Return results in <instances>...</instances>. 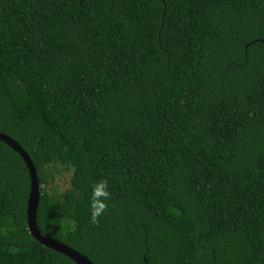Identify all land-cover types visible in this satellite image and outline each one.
<instances>
[{
    "label": "trees",
    "instance_id": "trees-1",
    "mask_svg": "<svg viewBox=\"0 0 264 264\" xmlns=\"http://www.w3.org/2000/svg\"><path fill=\"white\" fill-rule=\"evenodd\" d=\"M0 132L94 264H264V0H0ZM30 186L0 140V264H77Z\"/></svg>",
    "mask_w": 264,
    "mask_h": 264
},
{
    "label": "water",
    "instance_id": "water-1",
    "mask_svg": "<svg viewBox=\"0 0 264 264\" xmlns=\"http://www.w3.org/2000/svg\"><path fill=\"white\" fill-rule=\"evenodd\" d=\"M0 140L7 143L10 147L16 150L25 161L31 180L30 193L27 204V225L30 233L43 245L52 248L55 251L65 254L73 259L77 264H94L86 255L72 247L56 240L52 237L44 235L37 225V211L40 200V180L36 167L26 150L12 137L0 132Z\"/></svg>",
    "mask_w": 264,
    "mask_h": 264
},
{
    "label": "clouds",
    "instance_id": "clouds-1",
    "mask_svg": "<svg viewBox=\"0 0 264 264\" xmlns=\"http://www.w3.org/2000/svg\"><path fill=\"white\" fill-rule=\"evenodd\" d=\"M109 197L110 192L108 191L107 180L101 179L91 185V195L88 202L89 219L91 223H97L98 218L104 214L107 208L105 202Z\"/></svg>",
    "mask_w": 264,
    "mask_h": 264
},
{
    "label": "rangeland",
    "instance_id": "rangeland-1",
    "mask_svg": "<svg viewBox=\"0 0 264 264\" xmlns=\"http://www.w3.org/2000/svg\"><path fill=\"white\" fill-rule=\"evenodd\" d=\"M68 177V176H66ZM60 182L62 183V186L66 187L68 184L66 183L67 181L65 179H61Z\"/></svg>",
    "mask_w": 264,
    "mask_h": 264
}]
</instances>
